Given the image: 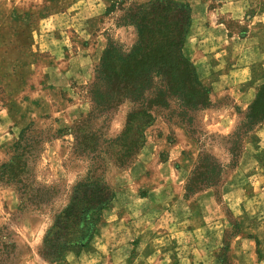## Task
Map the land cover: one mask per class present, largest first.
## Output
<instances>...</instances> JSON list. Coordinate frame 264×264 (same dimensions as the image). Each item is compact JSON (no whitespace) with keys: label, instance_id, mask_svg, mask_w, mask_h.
Segmentation results:
<instances>
[{"label":"rangeland","instance_id":"obj_1","mask_svg":"<svg viewBox=\"0 0 264 264\" xmlns=\"http://www.w3.org/2000/svg\"><path fill=\"white\" fill-rule=\"evenodd\" d=\"M120 1L0 0V110L3 113L7 110L16 126L9 129L11 133L14 129V135L0 142V165L15 155L13 145L19 132L28 127L24 142L28 151L24 155H35L31 164L34 180L62 192L43 209H19L13 187L0 182V229L7 227L22 247L15 264L54 262L40 254L44 237L56 213L69 202V191L75 182L91 176L89 163L72 157L69 131L90 109L86 87L92 80L106 36L126 46L134 38L131 26L115 25L121 13ZM130 1L146 0H126V3ZM177 1L186 2L191 8L182 50L200 81L210 89L211 105L195 112L190 125L176 119L168 121L159 113L145 129L143 146L154 143V155L164 159L169 148L176 144L180 155L190 157V169L183 180L184 193L186 178L202 151L223 164L221 182L237 166L227 165L228 155L220 136L230 132L239 111L251 103L264 83V0ZM53 68L65 72L64 76L53 78ZM70 68L73 72L69 75ZM128 109L127 104L120 106L109 121L107 136L114 137L122 129ZM97 124L92 122L93 127ZM251 132L243 138L241 152L247 140H251ZM143 146L126 167L107 166L103 177L114 194L125 183V179L117 180L119 173L129 168L137 155H143ZM99 149V155H106L104 146ZM221 182L209 188L214 190L223 219L228 222L217 253L224 264H229L227 247L237 224L223 201ZM261 210L264 214V208ZM104 221L100 212L98 225ZM131 227L122 226L119 234L125 233L123 238L127 237L133 232Z\"/></svg>","mask_w":264,"mask_h":264},{"label":"trees","instance_id":"obj_2","mask_svg":"<svg viewBox=\"0 0 264 264\" xmlns=\"http://www.w3.org/2000/svg\"><path fill=\"white\" fill-rule=\"evenodd\" d=\"M117 26H131L134 38L129 46L106 36L92 80L86 87L90 102L88 113L70 128L73 158L89 163L90 175L76 181L69 191V202L55 215L43 240L40 254L58 260L63 251L79 252L91 240L98 215L112 200L113 190L104 179L107 166L126 167L143 146L145 129L159 113L168 121L190 125L195 112L211 105L210 89L200 81L192 62L183 53L191 8L177 0L120 1ZM127 104L122 129L114 136L106 134L109 121ZM96 121V127L92 122ZM264 121V83L254 99L239 111V117L226 135L220 136L228 155L229 167L239 161L242 141ZM22 128L14 143L15 155L0 165V182L11 185L19 198V209L40 210L62 192L55 186L39 183L31 173L35 155L28 151ZM34 142V141H32ZM28 146H30L28 144ZM100 146H104L103 153ZM224 174L223 164L214 155L202 151L184 183V195L193 197L216 187ZM22 247L7 227L0 229V264H15Z\"/></svg>","mask_w":264,"mask_h":264},{"label":"crops","instance_id":"obj_3","mask_svg":"<svg viewBox=\"0 0 264 264\" xmlns=\"http://www.w3.org/2000/svg\"><path fill=\"white\" fill-rule=\"evenodd\" d=\"M57 69L51 70V76L60 79L65 72ZM10 126L14 125L7 110H0V142L14 135ZM250 138L237 166L220 184L223 201L237 224L227 247L229 264H264V121ZM153 144H145L143 155L119 173L117 180L125 183L102 209L105 221L96 224L89 243L79 252L66 251L44 264H224L217 249L228 222L214 190L186 198L183 180L192 160L180 155L176 144L159 159ZM126 224L133 232L123 238L125 233H119Z\"/></svg>","mask_w":264,"mask_h":264}]
</instances>
